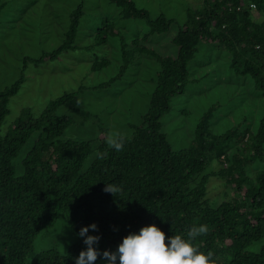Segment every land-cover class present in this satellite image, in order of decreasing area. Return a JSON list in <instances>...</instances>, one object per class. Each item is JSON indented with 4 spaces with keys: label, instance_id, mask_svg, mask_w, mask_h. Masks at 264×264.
<instances>
[{
    "label": "trees",
    "instance_id": "16d2710c",
    "mask_svg": "<svg viewBox=\"0 0 264 264\" xmlns=\"http://www.w3.org/2000/svg\"><path fill=\"white\" fill-rule=\"evenodd\" d=\"M109 2L120 9L122 20H142L149 30L133 39L134 47L129 49L132 46L116 22L108 17L101 20L93 40L101 45L108 37H121L122 64L116 76L93 90L112 87L128 73L138 52L148 54L160 64L148 111L141 125H131V136H120L123 147L116 151L108 145V131L99 122L92 128L99 132L96 140L62 138L76 120L57 115L60 108L69 105L70 111L82 115V123L92 114L78 110L77 93L51 101L38 117L30 108L24 109L3 133L10 100L20 91L25 74L0 92V264H73L84 248L81 238L66 254L49 250L31 258L37 238L63 215L74 235L80 227L96 223L98 233L90 230L89 234L101 236V250H114L129 232L149 224L160 227L166 238L177 234L187 238L192 227L206 224L207 233L195 237L193 243L202 252L212 250L217 264H264V244L258 251L250 250L264 241V167H258L264 166V115L256 130L240 123L216 135L211 130L218 109L214 105L201 118L194 143L179 151L172 148L162 129L173 98L185 92L188 65L201 42L226 50L235 74L251 77L264 95V0H202L200 6L189 8L173 39L176 57L163 56L145 45L151 36L170 31L177 24L175 19L163 14L153 19L149 10L133 0ZM5 5L0 0V19ZM255 10L258 17L252 13ZM84 15L82 2L70 14L61 45L32 61L56 60L79 49ZM110 64L108 59H96L93 70ZM95 150L96 158L83 172ZM212 162L221 167L209 173ZM211 177L222 179L224 188H233L234 197L212 204L208 197ZM109 184L119 191L105 192Z\"/></svg>",
    "mask_w": 264,
    "mask_h": 264
},
{
    "label": "rangeland",
    "instance_id": "374dc122",
    "mask_svg": "<svg viewBox=\"0 0 264 264\" xmlns=\"http://www.w3.org/2000/svg\"><path fill=\"white\" fill-rule=\"evenodd\" d=\"M133 1L138 7L149 10L153 19L163 14L177 21L170 31L153 35L145 43L163 56L176 57L178 47L173 39L179 31L178 25L186 20L187 10L200 6L202 0ZM2 2L6 5L0 19V92L25 74L20 91L10 100V112L4 119L2 132L8 131L24 109L30 108L34 116L38 117L51 101L65 94L77 93L78 110L92 114L87 123H82V115L70 111L69 105L60 108L57 115H70L76 120V125L68 128L62 138L96 140L99 132L92 129L97 126L95 122L104 125L108 136L113 133L131 136V125H141L142 117L148 111L160 64L148 54L138 52V57L122 80L112 87L93 90L116 76L122 64L121 37H108L107 42L101 45L93 39L98 33V26L101 28V20L108 17L116 22L125 39L127 37L126 41L132 46L129 49H132L133 39L148 32L146 23L139 19L122 20L120 9L109 0ZM82 2L85 15L81 18L77 39L82 47L63 53L56 60L46 58L43 62H33L39 60L43 53L52 52L61 45L70 25V14ZM252 13L255 17L260 15L256 10ZM26 59L30 60L24 68ZM96 59H108L111 64L102 70H93ZM230 63L231 56L226 50H220L216 44L200 43L198 53L188 65L185 92L173 98L171 112L162 119L163 132L175 151L186 149L194 143L201 118L214 105L218 106L211 122L214 134L221 135L240 123L243 128H258L264 115V95L256 89L251 77L236 75L230 68ZM234 148L235 144L232 145V150ZM96 156L95 150L85 162L83 172ZM223 166L226 167V164ZM220 167L219 162H212L207 171H218ZM258 167L264 166L259 164ZM251 171H254L253 168ZM208 192L214 205H219L224 198L234 197V189L226 188V185L224 188L222 179L217 177L210 178ZM76 242L77 237L71 231V224L63 215L52 229L42 232L37 238L31 258L49 250L66 254ZM263 244L264 241L256 243L250 250L258 251Z\"/></svg>",
    "mask_w": 264,
    "mask_h": 264
},
{
    "label": "clouds",
    "instance_id": "9594fccd",
    "mask_svg": "<svg viewBox=\"0 0 264 264\" xmlns=\"http://www.w3.org/2000/svg\"><path fill=\"white\" fill-rule=\"evenodd\" d=\"M110 147L119 151L123 147V138L110 134L107 139ZM105 192L114 193L119 189L114 185H105ZM96 223L82 226L75 233L82 239L84 248L73 258V264H217L212 250L200 251L193 243L195 237L206 234L208 226H194L182 234L168 235L155 224L129 232L121 239L114 250L99 248L101 236Z\"/></svg>",
    "mask_w": 264,
    "mask_h": 264
}]
</instances>
